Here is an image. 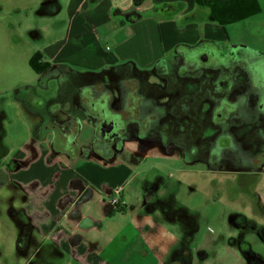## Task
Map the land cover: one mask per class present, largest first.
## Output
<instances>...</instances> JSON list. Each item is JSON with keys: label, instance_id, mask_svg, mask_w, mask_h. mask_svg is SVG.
Segmentation results:
<instances>
[{"label": "crops", "instance_id": "obj_1", "mask_svg": "<svg viewBox=\"0 0 264 264\" xmlns=\"http://www.w3.org/2000/svg\"><path fill=\"white\" fill-rule=\"evenodd\" d=\"M60 5L45 2L47 14L55 15ZM196 7L194 0H68L62 8L65 16L59 36L29 48L24 59L29 67L31 56L41 53L42 62L50 67L39 76L49 73L61 81L73 77L107 82V74L123 67L154 70L178 45L193 47L204 39H223L218 30L205 34L206 24H198L206 21L203 18L195 21L197 28L192 30L191 23L179 24L191 15L198 17ZM28 13L30 9L23 12ZM39 29L48 35L47 27ZM96 29L101 38L93 35ZM8 31L0 18L1 92L23 84L2 72L4 65L17 69L22 58L10 46ZM101 44L108 49L103 51ZM80 88L75 85L67 95L53 99L49 109H36L39 100L33 96L19 115L24 122L18 131L23 141L9 147L0 140V185L12 189L11 202L21 200L19 213L25 220L0 223V257L12 261L21 256L28 263L51 247L50 252L57 250L80 264H163L173 238L164 237L168 228L154 222L160 213L149 208V194L135 191L130 200L126 187L132 184L136 164L152 154L168 153L125 143L115 148L122 151L119 157L115 152L101 157L94 148L93 115L82 108L77 95ZM245 174L251 175L242 179L241 189L256 183L254 191L264 211V171ZM112 198L120 200L129 223L117 225L109 219L116 210L109 202ZM14 211H10L13 219ZM41 242L48 244L40 249ZM44 254L43 261L48 259Z\"/></svg>", "mask_w": 264, "mask_h": 264}, {"label": "rangeland", "instance_id": "obj_2", "mask_svg": "<svg viewBox=\"0 0 264 264\" xmlns=\"http://www.w3.org/2000/svg\"><path fill=\"white\" fill-rule=\"evenodd\" d=\"M47 1L49 0L0 2V18L8 26L11 35L10 46L17 49L18 54L22 56L17 69L9 70L6 65L2 69L8 77L13 76L23 82L19 86H10L11 88L5 92L0 91V140L3 145L9 147H14L13 145L23 141L24 136L18 131L23 128L24 122L19 115H22V110L27 108L28 101L33 96L35 100H39L36 103L39 107L36 109H49L54 106L53 99H59L71 92L73 77L62 81L49 73L35 77L24 59V54L29 48H36L41 42L58 37L60 34L65 16L62 8L68 0H51L53 3H62L55 15L47 14L45 6ZM257 3L260 10L258 14L228 25L222 31L207 19V10L199 7H196V11L201 13L197 12L198 17L191 15L179 24L187 26L191 23L192 30L197 28L194 25L197 24L195 21L203 18L206 21L198 24H206L204 28L206 35L218 30V35L223 37L221 41L204 39L197 42L193 46L195 48L212 42L223 55L264 56V0H257ZM27 9H30V13L24 16L23 12ZM29 26H33L34 30H28ZM41 26L47 27L48 35L45 30L40 31ZM94 34L97 39L101 38L98 29L94 30ZM106 46L101 44V49L106 51L108 49ZM183 47L178 45L173 48L164 61L168 62L176 57ZM220 59L217 57L216 60L220 61ZM162 66L161 64L159 68H165ZM134 71L137 76L148 75L149 86L153 84V87H158L156 85L162 83L157 81L154 70L135 69ZM78 81L83 86L80 92L83 94L86 108L88 107L91 113L100 112L98 100H90L87 86L81 83L85 80ZM77 83L76 81L74 84ZM189 85L179 83L175 86L173 94L177 96L194 87L193 83L191 87ZM159 92L161 95L158 99L165 101L167 94L161 90ZM99 118H101L100 124L94 123L96 131L97 126L100 127L98 131L107 133L116 131L119 117L112 118L109 124L103 120V113ZM114 152L119 157L118 154L122 151L114 150ZM248 175L251 174L230 173L225 165L220 166L219 172H214L203 160L186 159L182 156L181 149L174 148L166 156L152 154L141 165L136 164L133 167L132 184L126 187V194L130 200L134 199L135 191L149 194V208H156L160 213L154 222L162 223V226L168 228L167 231L165 229L164 237H172L173 240L170 241L169 255L164 258L163 264H264V211L257 199L256 183L253 184L252 181L246 184L245 188L240 187L243 184L242 179ZM11 194H14L12 189L0 185V223H9L12 220L16 224L23 223L24 215L19 213L21 200L17 199L16 203L11 202ZM12 208L15 210V219L10 213ZM113 213L115 215L109 219H113L117 225L129 223V216L124 217V211L115 210ZM47 244L41 242L39 248L42 249ZM50 250L51 247L47 254L40 252L28 263L21 256H14L12 261H4L0 257V264H80L57 250L52 252ZM43 254L48 257L45 261L41 257ZM139 264H149V262Z\"/></svg>", "mask_w": 264, "mask_h": 264}, {"label": "flooded vegetation", "instance_id": "obj_3", "mask_svg": "<svg viewBox=\"0 0 264 264\" xmlns=\"http://www.w3.org/2000/svg\"><path fill=\"white\" fill-rule=\"evenodd\" d=\"M208 44L183 47L162 64L165 70L157 66L154 73L162 81L158 87L149 86L148 75L137 76L129 67L107 74V82L72 80L71 89L78 85L81 91L78 80L84 79L80 82L90 100H98L100 112L91 113L78 91L96 125L102 113L107 124L119 117L115 132L98 131L97 126L94 148L101 157L122 144L136 143L140 150L170 153L179 148L184 158L203 160L214 172L222 165L235 174L249 167L264 171V56L223 55L214 43ZM179 83L194 87L176 96ZM159 90L167 94L165 101L158 99Z\"/></svg>", "mask_w": 264, "mask_h": 264}, {"label": "trees", "instance_id": "obj_4", "mask_svg": "<svg viewBox=\"0 0 264 264\" xmlns=\"http://www.w3.org/2000/svg\"><path fill=\"white\" fill-rule=\"evenodd\" d=\"M199 8L207 10L210 22L224 27L246 20L259 13L257 0H194ZM42 55L35 52L29 60V68L37 75L49 69V64L42 62ZM260 167H249L245 171L256 172ZM124 211L123 207L118 209Z\"/></svg>", "mask_w": 264, "mask_h": 264}, {"label": "built area", "instance_id": "obj_5", "mask_svg": "<svg viewBox=\"0 0 264 264\" xmlns=\"http://www.w3.org/2000/svg\"><path fill=\"white\" fill-rule=\"evenodd\" d=\"M116 193H118V191H116ZM109 202L116 210L122 208V204L118 198H112L109 200Z\"/></svg>", "mask_w": 264, "mask_h": 264}]
</instances>
